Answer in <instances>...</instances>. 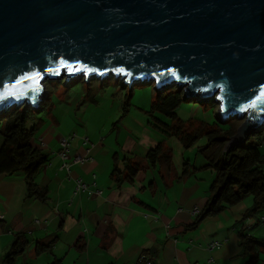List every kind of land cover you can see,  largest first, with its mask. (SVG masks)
Returning a JSON list of instances; mask_svg holds the SVG:
<instances>
[{"label": "water", "instance_id": "water-1", "mask_svg": "<svg viewBox=\"0 0 264 264\" xmlns=\"http://www.w3.org/2000/svg\"><path fill=\"white\" fill-rule=\"evenodd\" d=\"M108 77L214 101L242 120L226 149L244 143L264 130V0H0V113Z\"/></svg>", "mask_w": 264, "mask_h": 264}, {"label": "crops", "instance_id": "crops-1", "mask_svg": "<svg viewBox=\"0 0 264 264\" xmlns=\"http://www.w3.org/2000/svg\"><path fill=\"white\" fill-rule=\"evenodd\" d=\"M45 112L34 137L49 157L38 176L46 199L28 196L23 175H0V264H8L4 258L21 234L28 245L14 264H140L143 254L157 264H201L209 258L213 264H248L249 255L240 245L241 228L262 241L254 253L257 264H264V225L257 222L264 211L243 218L253 198L190 226L197 216L192 209L205 206L215 177L201 153L192 162L177 138L147 129L149 136L133 139V130L127 132L119 122L104 136L71 131L53 105ZM74 134L72 156L88 155L83 142L88 136L94 144L89 153L93 160L67 169L58 154L60 140ZM3 142L0 135V149ZM159 143L172 150L171 163L157 161L125 179V157L145 156ZM116 166L120 183L111 177ZM94 173L103 194L75 195L77 178L90 183ZM214 240L222 245L211 248Z\"/></svg>", "mask_w": 264, "mask_h": 264}, {"label": "trees", "instance_id": "trees-1", "mask_svg": "<svg viewBox=\"0 0 264 264\" xmlns=\"http://www.w3.org/2000/svg\"><path fill=\"white\" fill-rule=\"evenodd\" d=\"M72 82L73 80L68 81L67 85ZM156 91L149 110L153 119L149 121L151 124L165 135L177 138L185 148L193 145L199 137L209 135L208 142L199 147L198 153L206 157L208 167L215 172V177L210 186L209 200L190 226L197 227L205 219L221 213L249 196H252L253 204L243 218L257 217L258 213L264 211V154L261 150L264 144V130H253L246 142L226 149L227 142L236 131L228 128L215 129L204 124H186L177 113L184 99L183 92L177 86ZM48 100L47 93L37 108L23 105L0 113V135L4 140L0 149V175H23L28 184V196L40 200L46 199L47 191L39 185L38 176L49 157L35 143L34 136L42 119L37 115L47 110ZM125 102L124 114L129 111L128 95ZM156 112L161 113L162 117H155ZM125 160L128 172L124 178L132 179L145 166H153L157 161L170 164L172 150L159 143L150 148L145 156L133 154L126 156ZM117 172L116 166L111 177H117L116 182L120 183L121 175L119 172L118 176ZM239 237L244 254L249 255L248 264H257L258 254L254 253V250L257 245L263 244L262 241L247 233L245 228L240 229ZM27 245L28 239L23 234L19 235L4 261L14 264ZM44 247L39 246L38 249ZM51 264L63 263L61 260H55Z\"/></svg>", "mask_w": 264, "mask_h": 264}, {"label": "rangeland", "instance_id": "rangeland-1", "mask_svg": "<svg viewBox=\"0 0 264 264\" xmlns=\"http://www.w3.org/2000/svg\"><path fill=\"white\" fill-rule=\"evenodd\" d=\"M64 80L45 82V97L48 93V106H54L55 112L66 121L71 127V131L75 128L80 133L88 135L96 133L104 136L112 129L114 122H119L122 128L127 129V132L133 130L132 135L128 134L133 139L149 136L147 129L155 132L161 131L149 122L153 120L149 110L157 92L154 83L138 82L133 86H124L121 80L108 77L106 79L94 78L87 82L83 78H73V82L67 85ZM127 95L130 105L129 111L124 114ZM218 107L219 104L211 100L201 102L198 99H183L177 113L186 124H204L215 129L228 128L237 131L242 120L231 117L225 123H221L217 116ZM45 113L44 111L37 116L41 118ZM154 116L162 117V114L156 112ZM123 136H127V134L123 133ZM208 136L199 137L193 145L186 149L192 157V162L199 147L208 142ZM247 198L252 199V196Z\"/></svg>", "mask_w": 264, "mask_h": 264}, {"label": "built area", "instance_id": "built-area-1", "mask_svg": "<svg viewBox=\"0 0 264 264\" xmlns=\"http://www.w3.org/2000/svg\"><path fill=\"white\" fill-rule=\"evenodd\" d=\"M73 136H76V134L72 135L71 137L61 138V140H60V149L58 151V154L63 161L62 166L64 168H67V169H70V166L72 163H83L87 160H93V157L91 155H89V153L91 152V149L94 146V144L90 141V138L88 136L83 137L84 144L88 145V149H87L88 155L87 156H82V155L72 156L71 139L73 138ZM96 179H97V175L95 173L93 174V181L90 183L85 181L84 179H82L80 177L77 178L76 186L74 189V194L78 195L81 193H86L89 197L102 195L103 189L98 186ZM192 213L194 215H198L200 213V208L199 207L193 208ZM37 221H39V220H37ZM258 222L261 223L262 225H264V214H262L259 217ZM221 245H222L221 241L214 240L210 246H211V248H214V247H218ZM140 264H157V263L155 261H153L152 259H149L145 254H143L140 257ZM201 264H213V258H209L208 260L204 261Z\"/></svg>", "mask_w": 264, "mask_h": 264}]
</instances>
